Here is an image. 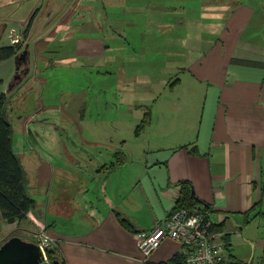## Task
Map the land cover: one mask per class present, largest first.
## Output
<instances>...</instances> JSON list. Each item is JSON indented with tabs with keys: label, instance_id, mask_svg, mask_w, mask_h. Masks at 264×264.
<instances>
[{
	"label": "crops",
	"instance_id": "obj_1",
	"mask_svg": "<svg viewBox=\"0 0 264 264\" xmlns=\"http://www.w3.org/2000/svg\"><path fill=\"white\" fill-rule=\"evenodd\" d=\"M73 1L65 2L66 8L61 10L60 17L52 26H48L47 21L39 31L46 30L45 35L61 24L92 26L91 23L95 22L90 20V16L95 11L88 4L91 0H82L83 3ZM234 1L221 0L219 10L220 0L199 1L203 19L213 18L217 11L226 17L221 21L216 40L205 49L202 46V50L195 54L191 55L190 43L180 39L183 43L174 54L184 61L183 66L178 67L183 78L175 77L178 81L165 93H173L183 83L187 84L188 90L180 93L184 96V105L178 102L180 94L176 93L170 104L163 100L155 110L153 107L159 99L154 101L146 125H155L160 131L158 138L151 137L147 145L136 140L140 146L133 151L134 144L129 146L125 140L117 141L115 146L103 147L91 136L84 138L79 132L78 140L93 147L94 150L88 152L96 160L90 170L83 172L74 170L70 163L73 158L61 152L64 148L62 140L50 139L45 145H50L49 149H42L43 142L40 146L38 141L28 142L24 138L26 166H22L34 206L18 223L6 222L0 213V244L15 235L10 234L14 230L31 228L33 239L34 232L43 228L55 242L56 254L64 259L65 264H147L169 260L180 252L177 242L165 238L145 257L138 247L139 233L150 230L170 215L176 203L177 183L184 180L191 184L193 196L199 203L208 206L214 229L222 233L225 244H228L225 248L227 264H247L244 259L253 260L251 249L247 256L235 254L232 241L235 237H242L237 231L244 230L246 236L248 224L256 217L257 220L262 219L259 211L255 210L264 200V44L259 43L260 40L253 41V38L258 34L264 36V25L258 19L253 20L257 9L239 0L234 4ZM39 2L0 0V46H4L2 34L6 29L10 31L9 41L12 36L18 38L16 45L20 49L28 43L30 70L27 75L32 68L31 54L35 59L43 58L35 49L43 53L50 49L48 41L32 39L37 28L34 18L29 25L28 36H22L33 12L35 17ZM166 15L155 10L153 19L159 22L158 26H167L170 16ZM247 29L253 30V35L247 36ZM131 42L129 39L122 41L119 49L127 50ZM107 46L99 37L84 35L73 43L75 58L77 62L83 58L89 65L105 55ZM129 54L125 53V56ZM239 60H250L255 64L240 63ZM34 65L38 67L37 62ZM34 77L38 81L42 79L37 74ZM121 78L126 81L129 76L121 75ZM7 79L3 78L0 83V93H5L9 100L10 91L4 89ZM171 81H167V85ZM194 93L200 102H194ZM182 110L181 118L173 117L172 113ZM7 111L6 106V116ZM78 116L79 122L90 128V117L86 119L82 108ZM23 120L30 121L29 116ZM79 122H76L77 128H80ZM185 144H195L197 153L181 148ZM70 150L73 153V149ZM117 151L124 152L126 161L110 168L113 154ZM76 153L81 154L80 151ZM57 175L68 177L71 185L55 188V180L60 182ZM36 183L44 187V191H38L45 194L42 199L31 194ZM64 206L70 208L64 210ZM118 215L129 221L134 231L122 226ZM7 233L9 235L6 236ZM259 234H263L262 230ZM263 243L264 237H258L254 249L262 247Z\"/></svg>",
	"mask_w": 264,
	"mask_h": 264
},
{
	"label": "rangeland",
	"instance_id": "obj_2",
	"mask_svg": "<svg viewBox=\"0 0 264 264\" xmlns=\"http://www.w3.org/2000/svg\"><path fill=\"white\" fill-rule=\"evenodd\" d=\"M80 1L82 2V0ZM199 1L91 0L88 4H91L95 11L90 16V20L95 22L91 23L92 26L77 25L73 27L61 24L53 27L50 33L44 35L46 30L41 28L40 32V26L47 21V25L52 26L57 17H60L61 10L66 8L67 0H40L34 17L37 28L34 27L36 32L32 34V39L39 38L41 41H48L50 49H45L44 53L42 50L37 52V55H42L43 58L35 59L33 53L31 54V71L18 86L10 91L11 98L7 102V119L13 130V149L22 165H25V156H23L25 137L28 142L38 141L39 145L40 142H43L44 144L40 145L42 149H49L50 145H45L50 139L62 140L61 145L64 144V148L61 149V152L64 156L69 154L68 157L73 158V161L70 162L73 165L72 168L74 170L81 169L79 170L81 172L90 170L92 163H95L96 160L92 153L88 152L94 150L93 147H88L78 140L79 132L84 138L91 136L103 147L110 146V144L115 146L117 141L125 140L129 146L134 144L133 151L140 146L136 140L147 145L151 137L158 138L160 131L155 128V125L144 126L138 137L135 136L134 128L140 121V113L144 111L145 114L148 108L150 110L156 99L159 100L156 101L158 104L153 107L154 110L161 101L164 100L165 104H170L169 101L174 99L176 94L188 90L187 84L183 83L173 93L168 91L165 93L170 87L167 85V81L173 80L175 77L183 78L181 69L178 67L183 66L184 61L175 56L174 52L179 50V46L183 43L182 40L185 43H190L191 55L201 51L202 46L205 49L204 47L211 45L216 40V35L218 36L221 21H224L226 17V14L222 17L221 13L217 11L218 13L216 12L213 18L203 19L202 5L200 7ZM73 2L70 0L69 3ZM239 2L248 3L257 9V16L253 20L258 19L264 25V0H239ZM219 4L218 10L219 6L221 8V0ZM155 10H158L160 14L166 13L170 16L166 21L167 26H158L159 22L153 19ZM40 14L42 15L40 16ZM169 24L172 25V29H169ZM133 29L135 32H132ZM252 31L247 29L246 35H253ZM132 34L134 35L132 36ZM84 35L99 37L108 45L105 55L99 57L95 62L91 60L93 63L89 65L83 58L77 62L74 54L75 39L82 38ZM9 36L10 31L8 32L6 29L2 34L3 45L9 44ZM243 36H245V32ZM128 39L132 42L127 45V50L119 49L120 43ZM259 40V43L264 44V36L258 34L253 38V41ZM37 44L39 45V43ZM127 52L130 54L125 56ZM35 62L38 67H35ZM34 74L42 79L36 80ZM121 75L129 76V78L124 81ZM11 76L12 72L7 79L5 91L8 89ZM1 89L0 86V91ZM162 90L164 91L162 92ZM178 98L180 99L178 102L184 105V96L180 94ZM194 98L196 99L194 102H200L195 93ZM43 105L47 106L43 107ZM80 108L85 112L86 119L90 117V128L87 124L79 122L78 111ZM183 111H176L172 115L181 118ZM27 115L30 121L24 122L23 119ZM77 121L80 123V128L76 126ZM36 149L40 151L39 146ZM70 149H73L74 154ZM78 151L81 154L78 155L76 153ZM57 177L60 182L55 180V188L56 186L71 185V180L68 177L59 175ZM40 189L44 191V187L36 183L31 189V194L35 198L42 199L45 194H39ZM261 205L263 207L258 210ZM256 207L255 211H264V200ZM69 208L66 207L64 210ZM260 230L263 232L262 235L259 234ZM31 232L32 229L27 228L14 230L10 234L33 241ZM237 232L239 235L242 234V237H235L232 241L233 252L247 256L251 249L253 260L249 262L244 259V262L264 264L262 247L258 249L253 247L258 237H264V217L261 220H257L256 217L253 222L248 224L246 234L248 238L245 236L244 230ZM5 235H9V233ZM54 247L55 242H52L51 250L55 251Z\"/></svg>",
	"mask_w": 264,
	"mask_h": 264
},
{
	"label": "trees",
	"instance_id": "obj_3",
	"mask_svg": "<svg viewBox=\"0 0 264 264\" xmlns=\"http://www.w3.org/2000/svg\"><path fill=\"white\" fill-rule=\"evenodd\" d=\"M34 18V12L30 16L28 25L24 28L22 32L23 38L28 36L29 25ZM17 44V43H16ZM16 44H9L0 46V62L10 58L20 47ZM36 53L38 49H35ZM240 63H250L255 64L254 61L250 60H239ZM0 78V83L2 82ZM178 81V78L172 80L168 85L173 86L174 83ZM8 98L5 93H0V213L2 218L8 222H20L22 221L27 213L34 206V200L30 196L27 187V179L25 176L24 168L12 149V125L8 121L6 116V106ZM149 109L145 111L142 119L135 125L134 133L138 136L143 130L144 126L149 121ZM181 148L186 149L189 153H197L195 144H185ZM114 160L110 163V168L121 164L126 161V156L123 151L114 152ZM179 186V194L176 198L175 207H191V206H202L204 208L208 207L205 204L199 203V200L193 196L191 191V184L188 181H179L177 183ZM262 217H264V211H259ZM119 222L125 228L134 231L133 226L125 218L117 216ZM213 230L214 227L212 228ZM226 248L228 244L226 243ZM49 260L58 259L60 264H65L64 259L56 254L54 250H49L47 252ZM264 261V258H263ZM147 264H186L184 262L183 256L180 253L175 254L172 258L166 261L160 262H148Z\"/></svg>",
	"mask_w": 264,
	"mask_h": 264
},
{
	"label": "built area",
	"instance_id": "obj_4",
	"mask_svg": "<svg viewBox=\"0 0 264 264\" xmlns=\"http://www.w3.org/2000/svg\"><path fill=\"white\" fill-rule=\"evenodd\" d=\"M18 38L12 36L10 44ZM178 186V185H177ZM179 194V186L177 196ZM209 208L202 206L178 207L161 223L148 231L139 233L138 247L143 256H148L162 240L169 238L180 246V254L186 264H227L225 241L221 232L213 230ZM33 241L40 247L42 264H51L47 252L51 249L52 238L43 228L33 234Z\"/></svg>",
	"mask_w": 264,
	"mask_h": 264
},
{
	"label": "water",
	"instance_id": "obj_5",
	"mask_svg": "<svg viewBox=\"0 0 264 264\" xmlns=\"http://www.w3.org/2000/svg\"><path fill=\"white\" fill-rule=\"evenodd\" d=\"M30 70V55L28 43L10 58L0 62V78L9 79L7 91H11ZM264 258V243L262 246ZM43 259L40 247L33 241L12 235L0 244V264H42ZM51 264H60L58 259L51 260Z\"/></svg>",
	"mask_w": 264,
	"mask_h": 264
}]
</instances>
